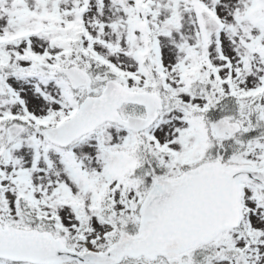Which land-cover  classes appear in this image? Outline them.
Wrapping results in <instances>:
<instances>
[{
  "label": "snow or ice",
  "instance_id": "6c2138e0",
  "mask_svg": "<svg viewBox=\"0 0 264 264\" xmlns=\"http://www.w3.org/2000/svg\"><path fill=\"white\" fill-rule=\"evenodd\" d=\"M0 264H264V0H0Z\"/></svg>",
  "mask_w": 264,
  "mask_h": 264
}]
</instances>
